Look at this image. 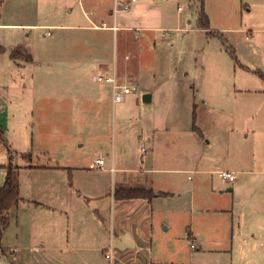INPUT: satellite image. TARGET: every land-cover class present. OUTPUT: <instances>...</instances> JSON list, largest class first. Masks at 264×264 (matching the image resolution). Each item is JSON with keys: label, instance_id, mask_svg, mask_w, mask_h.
I'll return each instance as SVG.
<instances>
[{"label": "rangeland", "instance_id": "374dc122", "mask_svg": "<svg viewBox=\"0 0 264 264\" xmlns=\"http://www.w3.org/2000/svg\"><path fill=\"white\" fill-rule=\"evenodd\" d=\"M137 1L146 3L137 14L149 11L150 25L165 28L151 30L149 45L153 38L156 46L168 44L172 69L188 80L193 97L191 125L210 141L205 155L217 159L224 153L225 157L220 165L205 167L207 172L175 173L177 192L155 200L146 227L151 264H264V43L257 42L260 34L253 33L254 40L245 37H250V29L264 24V0ZM202 2L208 27L224 47L233 49L217 28L240 24L247 28V32H233L237 63L227 50L218 54L216 46L203 45L206 32L193 29ZM68 7L73 15L78 0H0V22L52 24L0 25V45L21 43L32 56L24 66L10 71L8 79L9 70L1 67L7 54H0V186L6 165H17L21 196L9 208L8 225L0 232V264L110 262L104 256L109 248L108 224L94 225V202L86 195L101 170L91 164L102 154L99 143L108 138L111 121L104 112L101 125L94 126L95 111L82 106L83 101L91 102L83 97L92 94L80 90L104 82L93 78L101 74L99 68L83 70V60L65 59ZM248 8L252 11L247 12ZM238 63L252 68L241 71L242 81L251 89L233 93L222 84V75ZM140 74L153 80L148 63L140 66ZM138 124L134 119L127 121L134 141L150 136L145 128L139 131ZM143 148H147L144 141L131 146L127 166L141 167ZM236 166L252 174L236 173L234 182H222L217 169ZM109 177L105 172L101 178L106 191ZM193 196L196 204L190 206ZM36 202L45 204L42 211H34ZM47 202L54 207H47ZM190 235L201 245L199 249H190L189 244H195ZM82 239L86 248L67 246Z\"/></svg>", "mask_w": 264, "mask_h": 264}, {"label": "crops", "instance_id": "0c3cea01", "mask_svg": "<svg viewBox=\"0 0 264 264\" xmlns=\"http://www.w3.org/2000/svg\"><path fill=\"white\" fill-rule=\"evenodd\" d=\"M110 2V0H78V10L70 15L73 13V8L68 7L69 15L65 18V32L69 37L67 39L69 47L65 49V59L83 60L85 63L83 70L97 67L101 73L115 72L121 82L131 86V91L119 102L113 101L112 87L106 82L93 89L80 90L81 93L88 91L92 94L91 97H83L84 100L91 102L83 101L82 106L95 111L93 125L96 127L101 125V115L104 112L111 121L110 132L105 135L108 138L99 143V151L102 154L97 157L103 158L104 165L100 167L99 175L93 177L94 183L88 185L89 192L87 193L89 195L86 196L94 202V215L92 216L94 225L100 227L108 224L110 236L108 246L112 248L113 253L109 264H151L149 253L151 242L146 227L151 222L152 205L155 200L158 197H172L177 192L174 188L176 185L175 173L188 170L207 172L205 167L220 165L225 157L223 153L218 157L219 159L221 157L218 161V158L214 159L213 154L205 155L207 154L206 147L210 141L204 139L203 135H198L197 130L192 128L193 97L188 89V80L172 69L168 44L161 43L156 46L154 42L156 39L153 38L152 44L149 45V41L152 40L151 30L165 28L150 25L152 18L149 11H144L145 16L137 14L141 7L146 6L145 2L134 0L130 9L119 12L115 17L111 14L112 3ZM246 11L249 12L252 9L248 8ZM159 16L162 21L161 14ZM146 17H149V20H145ZM168 20L171 23L170 17ZM0 25H43L49 27L52 24L1 21ZM168 28L177 29L176 26H168ZM193 29L204 33L213 28L195 26ZM216 30L220 31L225 38L224 43H228V46L233 47L234 50L238 44L233 32L248 31L241 24L237 27H221ZM249 31H251L250 37L246 34V38L254 40L256 35L260 34L256 38L257 42L264 43V24L260 27H253ZM253 33L256 35L254 36ZM204 40L203 45L216 46L218 54L220 52L226 54L224 44L218 37H204ZM14 45L5 47V51L0 53L6 52L7 54V59L1 67L9 70L8 79L15 68L24 66L26 62L23 59L10 58L9 49ZM147 54H149L148 57ZM143 62L150 65L153 80L144 79L140 74V66ZM238 65L233 67L232 72L225 71L222 75V84H227L231 88L229 91L233 93L245 88L251 89V86L242 81L241 71H250L252 68L242 63H238ZM3 85L5 84L3 83ZM131 119L139 123V131L145 128L150 136L145 139L140 137L138 141H134L135 139L127 131V121ZM115 121L118 123V127H115ZM197 129L200 130L199 127ZM94 132L101 134L100 130ZM143 141L147 143V148H145V154L141 156V167L127 166L126 160L131 157V146L136 142ZM117 164L120 166H116ZM189 164H192L194 168H187ZM65 168L69 170L70 167L66 166ZM221 170H230L234 173V179L231 182L235 181L236 173L252 174V170L238 166L233 170L227 167L217 169V171ZM105 172H108L110 176V186L107 191L103 189L101 182ZM222 182L229 181L222 179ZM118 186H139L151 188L155 193L162 191L169 194L162 196L155 194L150 198L117 199L113 196L112 190ZM227 189L234 188L228 186ZM195 201L193 196L190 206L196 204ZM44 205L43 202H36L34 211H42ZM46 205L54 207L49 202ZM151 225L150 223V228ZM190 238L191 242L195 236L190 235ZM82 241L83 239L73 243V246H67L86 248ZM215 245H218V242H215ZM195 246L196 249L201 247L200 244H197L196 239L195 244H189L190 249ZM104 250L106 251L108 248Z\"/></svg>", "mask_w": 264, "mask_h": 264}, {"label": "trees", "instance_id": "16d2710c", "mask_svg": "<svg viewBox=\"0 0 264 264\" xmlns=\"http://www.w3.org/2000/svg\"><path fill=\"white\" fill-rule=\"evenodd\" d=\"M208 17L204 12L203 2L200 4L196 26L199 28H208ZM206 36L211 37L214 36L211 30L206 31ZM223 41V40H221ZM228 51L229 55L233 58V60L237 63L236 54L232 48L225 47ZM5 51V47L0 45V53ZM9 56L11 59H23L26 61H31L32 57L29 53L25 52L24 47L21 44H17L12 46L9 49ZM260 73L259 71H257ZM262 74V73H260ZM192 128L197 130L199 134L200 131L193 124ZM19 166L11 164L6 165V172L4 175V180L2 185L0 186V232L1 229H4L8 225V210L12 206H16L17 203L21 200V196L19 195V183L17 180V169ZM112 194L117 199L124 198H132V197H144L150 198L153 195H167L169 193L157 191L156 193L151 188H144L139 186L127 187V186H118L113 188Z\"/></svg>", "mask_w": 264, "mask_h": 264}, {"label": "built area", "instance_id": "2783aa9c", "mask_svg": "<svg viewBox=\"0 0 264 264\" xmlns=\"http://www.w3.org/2000/svg\"><path fill=\"white\" fill-rule=\"evenodd\" d=\"M112 3L111 14L115 17L119 12L127 11L130 8L131 3L134 0H110ZM180 9V6L178 7ZM96 79L99 81H103L109 83L112 87V99L114 102L122 101L127 93L131 91V86L121 82L115 72L111 73H101L96 76ZM145 150L144 148L142 149ZM104 165V160L102 157H97L92 162L91 166L102 167ZM113 170L112 167H110ZM219 176L223 180L232 181L234 179V173L230 170H221L219 171ZM104 256L107 259L113 258L112 248H108L105 251Z\"/></svg>", "mask_w": 264, "mask_h": 264}, {"label": "water", "instance_id": "95a60500", "mask_svg": "<svg viewBox=\"0 0 264 264\" xmlns=\"http://www.w3.org/2000/svg\"><path fill=\"white\" fill-rule=\"evenodd\" d=\"M144 101V100H143Z\"/></svg>", "mask_w": 264, "mask_h": 264}]
</instances>
